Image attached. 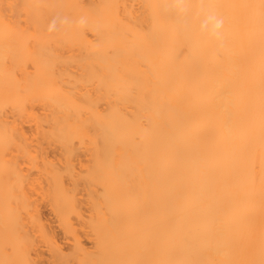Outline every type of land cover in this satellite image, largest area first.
I'll use <instances>...</instances> for the list:
<instances>
[{
  "label": "bare ground",
  "instance_id": "6f19581e",
  "mask_svg": "<svg viewBox=\"0 0 264 264\" xmlns=\"http://www.w3.org/2000/svg\"><path fill=\"white\" fill-rule=\"evenodd\" d=\"M0 264H264V0H0Z\"/></svg>",
  "mask_w": 264,
  "mask_h": 264
},
{
  "label": "rangeland",
  "instance_id": "374dc122",
  "mask_svg": "<svg viewBox=\"0 0 264 264\" xmlns=\"http://www.w3.org/2000/svg\"><path fill=\"white\" fill-rule=\"evenodd\" d=\"M42 211H43L44 215L47 214V210L45 208H42ZM58 236H59V234H58Z\"/></svg>",
  "mask_w": 264,
  "mask_h": 264
}]
</instances>
